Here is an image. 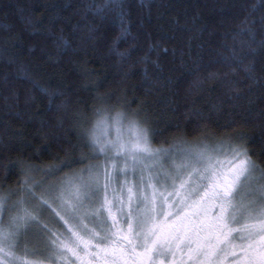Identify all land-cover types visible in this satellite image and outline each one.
Listing matches in <instances>:
<instances>
[{
  "label": "trees",
  "instance_id": "1",
  "mask_svg": "<svg viewBox=\"0 0 264 264\" xmlns=\"http://www.w3.org/2000/svg\"><path fill=\"white\" fill-rule=\"evenodd\" d=\"M113 115L264 175V0H0V194L99 163Z\"/></svg>",
  "mask_w": 264,
  "mask_h": 264
},
{
  "label": "snow or ice",
  "instance_id": "2",
  "mask_svg": "<svg viewBox=\"0 0 264 264\" xmlns=\"http://www.w3.org/2000/svg\"><path fill=\"white\" fill-rule=\"evenodd\" d=\"M119 118L115 120L116 136L114 139H108V131L105 128V122L101 121L98 125L101 131L100 135H94L92 144L98 153L105 156V165L100 167L96 175L87 181L80 178L78 181H73L69 184V195L65 199H61V210L71 219H78L77 213L83 208V201L89 200L91 197H98L101 192L105 195L99 200V207L91 211L90 215L93 220L99 219L103 225L100 232H96L84 227V234L88 240L77 236L76 232L69 228L68 231L76 236L79 242L77 246L83 245L86 249L91 246L92 241H96L97 245L116 243L121 244L126 242L127 246H131L132 241L127 235L123 234V230L114 231L120 220L113 216L112 209L116 207L107 197V190L110 187L112 173L108 168H112L117 173L127 174L129 168L135 169L142 159L156 156V153L150 150L147 133L145 130L137 128L133 125L127 130L128 139L125 140V132L118 125ZM190 156L199 167L188 170L190 165H183L182 169L187 173L186 178L181 171H177L175 175L165 176L164 180L171 181L169 187L172 192L169 196H181V192L185 195L177 202L179 212L183 211L180 205L185 207L190 206L187 203L188 197H200L205 203L213 202V208L218 209L211 222H206L208 209L197 207L192 212L191 218H186L187 223L181 221L180 224H175L168 231L158 229L153 221L155 219L154 201L160 200V212L157 215H163V203L167 199L164 191L157 189L152 184V179L160 184V177L149 178L145 183L144 178H140V182L134 186L127 187V207L125 212V203L119 201V207H116V212L123 218V223L127 225V230L138 241L137 246L143 249L142 253H137L136 257L129 259H139L140 264H147L152 260L153 254H162V250L167 247L171 250L173 245H182L199 260L201 257L208 258L214 253L215 242L219 241L220 237H231L239 239L242 244L247 242L245 257L247 264H264V185L254 187L252 180L254 173L257 171L256 165L252 162L248 153L239 149H232L231 158L226 161L215 159L212 155L206 152L196 154L186 153ZM117 158L123 160L125 167L118 168L116 163L109 164V161H115ZM103 172L105 183L101 185L100 175ZM178 182V183H177ZM141 184L152 189L151 197L141 193ZM135 187V191H133ZM164 186L161 185V188ZM29 195H32L30 189L27 190ZM201 192L204 196H201ZM244 193V198L239 199L241 193ZM90 194V195H89ZM197 201L193 200L192 205H196ZM42 206L51 208L48 200H41ZM143 205V209L140 208ZM3 208V202L0 201V209ZM23 215L13 218V224L18 228L20 225L17 220H35L27 209H21ZM55 215L68 224V220L60 211L52 209ZM111 218V225L108 220ZM254 221L252 223L241 221ZM239 224L240 227H234ZM103 233V234H101ZM233 233H236L233 236ZM13 233L5 234L3 227H0V252L4 251L5 245L8 244V237ZM56 236L55 233L52 234ZM59 237L52 240V244L56 245ZM153 245L154 247H149ZM10 247V245H9ZM103 250V249H101ZM116 249H113V260L123 259V253L119 256L115 255ZM24 264H30L25 261ZM127 264V259H125Z\"/></svg>",
  "mask_w": 264,
  "mask_h": 264
},
{
  "label": "rangeland",
  "instance_id": "3",
  "mask_svg": "<svg viewBox=\"0 0 264 264\" xmlns=\"http://www.w3.org/2000/svg\"><path fill=\"white\" fill-rule=\"evenodd\" d=\"M117 118H119L120 121L118 127L125 132V140L128 139L127 130L133 125L145 130L138 125L137 122L130 120L125 121L120 115L105 116L95 121L89 133L88 140L92 147H94L92 144L93 136L100 135L101 131L104 130L98 127L101 121L105 122V128L109 133L107 138H115L116 131L113 125ZM147 138L150 145L148 134ZM232 149L243 150L242 148L226 144L212 145L207 143H193L188 146L178 145V147L170 148L169 150H152L150 145V150L156 153V156L154 158L149 157L142 159L141 163L135 169L129 168L126 175L117 173L110 167L108 168V171L112 173V180L107 190V197L116 207H119L118 202L123 200L125 203L124 211L127 212V187L139 183L141 177L144 178L145 183L149 178L160 177V184H157L155 179L151 181L157 189L161 191H164L165 188L167 189L164 192L167 199L163 203L162 216L157 215L160 212V200L157 198L154 201L153 215L155 219L153 224L158 229L168 231L173 223L177 225L180 224L181 221L187 223L186 218H191L192 212L196 210L197 207L208 209V215L205 219L206 222H211L218 209L213 208V202L209 201L205 203L204 200L196 196L188 197L187 203L190 206L185 207L180 205L179 207H182L183 211L179 212V215H176L179 211L177 202L185 194L181 192V196H169L168 193L173 191L172 188L169 187L171 181L164 180V177L175 175L177 171H181L186 178L187 173L183 171V165H190L189 171L192 168L200 166L196 164L190 156L186 155V153L196 154L206 152L215 159L226 161L231 158ZM99 154L101 156L99 163L91 162L83 165L70 172V174L61 176L58 181L34 182L30 189L32 195L28 194V189L15 194H0V201L3 202V208L0 209V227H3L5 234L9 232L13 233L8 237V244L5 245L4 251L0 252V264H24L25 261L30 262V264H125V259H127V264H137L140 261L138 258L135 260L129 259V257H136L137 253H142L143 249L137 246L138 241L128 232L127 225L123 223V218L116 212V207H113L112 212L113 216H116L117 219L120 220V223L116 225L114 231L123 230V234L127 235L132 241L131 246H127L126 242L121 244L110 243L107 245H97L96 241H92L91 246L84 249L83 245L77 246L79 242L76 236H73L72 233L68 231L69 228H72V231L76 232L77 236L82 237L84 240H88V237L84 234L85 226L87 229L96 232H100L103 227L99 219L93 220L91 216L87 214L91 213L96 207H99V200L103 199L105 195L104 192H101L98 197H91L89 200L83 201V208L76 214L78 219H71L60 207V197L63 196L65 199L68 198V189L71 182L78 181L80 178L87 181L96 175L100 167L105 165L106 161L104 154ZM108 163H116L118 168L125 167L123 160L119 158L115 161H109ZM100 183L101 185L105 183L102 171ZM252 184L254 187L264 185V175H262L258 169L254 173ZM161 185L164 187L161 188ZM36 188H39V192ZM135 190V187H133V191ZM140 194L142 196L147 195L151 197L152 189L141 184ZM200 195L204 196V193L201 192ZM243 198L244 193L242 192L239 199ZM41 200H48L51 208L42 206ZM193 200L197 201L196 205H192ZM140 208L143 209V205H140ZM21 209H27L36 219L26 221L17 220L16 223L20 225L17 228L13 224V218L23 215ZM52 209L60 211L61 215H64L65 219L68 220V224L60 220ZM244 222L252 223L254 221H241V223ZM111 223L112 220L109 218L108 224L111 225ZM234 226L240 225L237 224ZM53 233H55L56 236H53ZM233 236H235V233H233ZM57 237H59V240L56 245H53L51 242ZM149 247L151 248L154 246L149 245ZM246 248L247 242L242 244L239 239H232L231 237L226 239L221 236L219 241L215 242L213 255L208 258L201 257L197 260L188 248L182 245H173L171 250L167 247L162 250V254H159V260H163L165 264H247L245 257ZM113 249H116V256H119L122 252L124 258L113 260ZM152 254L151 252L149 253V255Z\"/></svg>",
  "mask_w": 264,
  "mask_h": 264
},
{
  "label": "flooded vegetation",
  "instance_id": "4",
  "mask_svg": "<svg viewBox=\"0 0 264 264\" xmlns=\"http://www.w3.org/2000/svg\"><path fill=\"white\" fill-rule=\"evenodd\" d=\"M234 227L238 228L240 226H234ZM151 256H153V254ZM137 264H140V261ZM147 264H165V262L163 260H159V254H154L152 260L147 262Z\"/></svg>",
  "mask_w": 264,
  "mask_h": 264
}]
</instances>
